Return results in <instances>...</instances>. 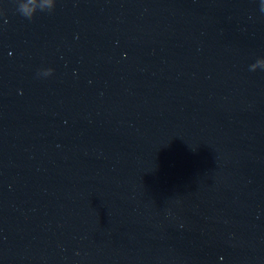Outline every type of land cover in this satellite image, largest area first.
Returning a JSON list of instances; mask_svg holds the SVG:
<instances>
[{"label":"water","instance_id":"obj_1","mask_svg":"<svg viewBox=\"0 0 264 264\" xmlns=\"http://www.w3.org/2000/svg\"><path fill=\"white\" fill-rule=\"evenodd\" d=\"M261 4L0 0V264H264Z\"/></svg>","mask_w":264,"mask_h":264},{"label":"clouds","instance_id":"obj_2","mask_svg":"<svg viewBox=\"0 0 264 264\" xmlns=\"http://www.w3.org/2000/svg\"><path fill=\"white\" fill-rule=\"evenodd\" d=\"M55 7V0H18V11L26 18L31 19L39 11H51ZM261 11L264 12V4H261ZM257 69L264 70V58L256 60L249 66V70L255 72ZM52 69H47L43 75H51Z\"/></svg>","mask_w":264,"mask_h":264}]
</instances>
